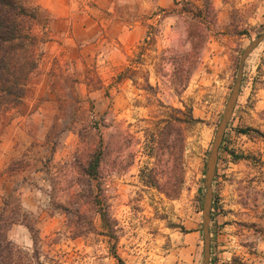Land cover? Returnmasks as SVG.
<instances>
[{
	"label": "rangeland",
	"instance_id": "374dc122",
	"mask_svg": "<svg viewBox=\"0 0 264 264\" xmlns=\"http://www.w3.org/2000/svg\"><path fill=\"white\" fill-rule=\"evenodd\" d=\"M124 2L146 28L124 63L68 43L46 10L27 96L0 113L12 264H203L207 162L264 0ZM210 233V264H264V42L219 151Z\"/></svg>",
	"mask_w": 264,
	"mask_h": 264
},
{
	"label": "trees",
	"instance_id": "16d2710c",
	"mask_svg": "<svg viewBox=\"0 0 264 264\" xmlns=\"http://www.w3.org/2000/svg\"><path fill=\"white\" fill-rule=\"evenodd\" d=\"M50 21V14L39 6L31 8L24 0H0V113L18 107L27 96L28 82L38 68ZM188 117V123H193L192 113ZM91 166L97 172L100 160ZM143 181L149 187L158 183L151 175ZM7 207L5 204L0 209V264L13 263L14 247L8 233L18 220L13 216L4 218ZM102 218L108 221L106 213Z\"/></svg>",
	"mask_w": 264,
	"mask_h": 264
},
{
	"label": "crops",
	"instance_id": "0c3cea01",
	"mask_svg": "<svg viewBox=\"0 0 264 264\" xmlns=\"http://www.w3.org/2000/svg\"><path fill=\"white\" fill-rule=\"evenodd\" d=\"M170 4V0H160ZM124 0H35V4L47 10L55 24H68L71 33L65 30L58 35L66 37L73 46L103 57L110 54L111 62L119 56L123 63L146 35L145 24L139 19L129 22L121 12ZM109 57V56H108ZM118 60V59H117Z\"/></svg>",
	"mask_w": 264,
	"mask_h": 264
},
{
	"label": "water",
	"instance_id": "95a60500",
	"mask_svg": "<svg viewBox=\"0 0 264 264\" xmlns=\"http://www.w3.org/2000/svg\"><path fill=\"white\" fill-rule=\"evenodd\" d=\"M264 42V33L261 34L256 40H254L245 50L243 51L241 58L238 63V70L236 75V80L232 93L227 102L225 112L223 114L222 120L218 126L216 132L209 159L206 168L205 177V195L203 202V236H204V261L203 264H210L211 259V233H210V223H211V211L213 203V182L216 176L219 151L224 141L225 133L228 128L229 122L234 114L236 105L238 103L242 83L244 78V69L249 56Z\"/></svg>",
	"mask_w": 264,
	"mask_h": 264
}]
</instances>
